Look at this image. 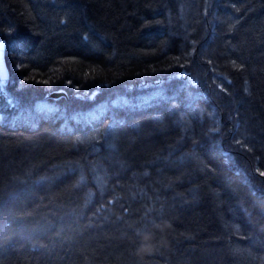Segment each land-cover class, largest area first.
I'll list each match as a JSON object with an SVG mask.
<instances>
[{
  "label": "trees",
  "instance_id": "1",
  "mask_svg": "<svg viewBox=\"0 0 264 264\" xmlns=\"http://www.w3.org/2000/svg\"><path fill=\"white\" fill-rule=\"evenodd\" d=\"M0 40V264H264V0H0Z\"/></svg>",
  "mask_w": 264,
  "mask_h": 264
},
{
  "label": "clouds",
  "instance_id": "2",
  "mask_svg": "<svg viewBox=\"0 0 264 264\" xmlns=\"http://www.w3.org/2000/svg\"><path fill=\"white\" fill-rule=\"evenodd\" d=\"M164 222L150 221L148 225L136 229V235L140 238V244L137 248V254H144L146 252H151L154 248L153 240L155 237L154 230L162 229L164 227Z\"/></svg>",
  "mask_w": 264,
  "mask_h": 264
},
{
  "label": "water",
  "instance_id": "3",
  "mask_svg": "<svg viewBox=\"0 0 264 264\" xmlns=\"http://www.w3.org/2000/svg\"><path fill=\"white\" fill-rule=\"evenodd\" d=\"M0 81L3 86H8L10 83V70L6 60V42L0 40ZM52 100H60L67 98V93L64 91L54 92L49 96Z\"/></svg>",
  "mask_w": 264,
  "mask_h": 264
},
{
  "label": "snow or ice",
  "instance_id": "4",
  "mask_svg": "<svg viewBox=\"0 0 264 264\" xmlns=\"http://www.w3.org/2000/svg\"><path fill=\"white\" fill-rule=\"evenodd\" d=\"M261 175H264V173H261Z\"/></svg>",
  "mask_w": 264,
  "mask_h": 264
}]
</instances>
